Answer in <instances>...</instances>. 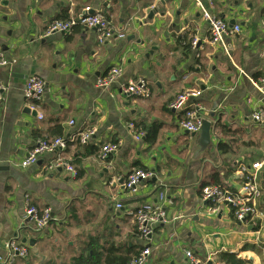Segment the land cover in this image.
<instances>
[{"label":"crops","instance_id":"obj_1","mask_svg":"<svg viewBox=\"0 0 264 264\" xmlns=\"http://www.w3.org/2000/svg\"><path fill=\"white\" fill-rule=\"evenodd\" d=\"M157 2L0 0V50L11 62L0 67L5 86L0 100V256H6L4 244L10 239L29 248L27 258L12 264L68 262L89 243L97 248L125 244L137 253L147 246L151 252L145 264H187L186 250L205 264H222L218 255L225 251L264 264V214L256 222L238 223L226 206L209 212L201 197L213 173L228 189L240 191L241 168L261 162L257 183L264 209V121L251 119L253 111L264 109V95L255 87L264 76V0L204 1L213 15L240 28L223 37L222 47L209 42L208 24L194 0H165L147 19ZM88 5L124 37L99 43L95 31L81 25L70 34H46L53 20H78ZM187 43L190 51L184 56ZM152 46L156 49L146 57ZM112 66H119L121 75L109 88L97 87V79ZM31 74L46 82L36 102L23 91ZM140 77L148 82V98L122 92V84ZM186 88L201 91L191 103H199L212 124L211 144L203 152L195 146L196 136L179 128L182 111L169 107ZM216 122L223 129L215 128ZM130 123L144 132L139 140ZM88 129L93 134L83 145L79 136ZM45 137H61L66 147L21 167L26 152ZM112 142L119 143L118 150L99 158L100 147ZM219 142L225 144L222 152ZM57 159L80 174L50 169ZM135 168L152 176L129 196L124 181ZM159 192L165 195L168 219L144 244L127 209L154 201ZM26 198L38 209L51 210L41 232L23 218Z\"/></svg>","mask_w":264,"mask_h":264},{"label":"built area","instance_id":"obj_2","mask_svg":"<svg viewBox=\"0 0 264 264\" xmlns=\"http://www.w3.org/2000/svg\"><path fill=\"white\" fill-rule=\"evenodd\" d=\"M210 3V0H194L195 5L199 8L203 19L207 22L209 27V42L213 46H223V37L229 33L239 32L238 25H229L227 21L216 17L209 11V6L204 4ZM84 14L78 20H53L46 29V34L53 32H60L70 34L76 25H81L85 28L93 29L96 33V39L99 43H103L113 37H124L123 34L118 33L111 25L107 17L98 10H94L91 6H85ZM264 25V18L261 19ZM198 40L193 38L191 40V47L193 50L197 49ZM11 62L6 58L4 53L0 50V67L7 66ZM121 75V68L119 66H112L106 74L96 81V86L100 88H109L110 85ZM257 90L264 95V76L257 78L255 82ZM5 90L4 83L0 80V100L3 97ZM46 90V82L36 74L29 75L24 83V96L28 101H39L42 99ZM122 92L127 95L148 98L151 95L148 82L145 78H136L129 80L126 84L121 86ZM201 91L194 88H186L176 95L174 100L169 104V107L174 110H181L182 114L178 121V126L181 130L191 133H199L204 116L201 112V105L197 102H192L193 99L198 98ZM251 119L254 123H262L264 121V109L257 108L251 114ZM72 123V121H71ZM132 131L133 138L139 140L143 137L144 132L137 129L132 123L129 124ZM93 134V130H85L81 132L79 141L81 144H86ZM119 143H106L100 147L98 157L106 159L111 153L116 152L119 148ZM66 147V143L61 137L40 138L37 139L34 145L26 152L25 156L20 161L21 167H27L35 164L39 157L44 153H52L62 150ZM56 167L66 168L73 177L77 176V171L74 167L64 162L62 159H57L50 169ZM261 162H254L250 168L242 167L243 185L239 190H230L228 188H220L216 185H206L201 189L202 200L209 204V212L218 213L221 207H228L232 218L235 222H256L264 214V209H260L259 203L261 197V190L257 183V174L261 169ZM152 176V173L135 168L131 170L124 181V192L126 195H136L140 187ZM242 192V193H241ZM165 195L162 192L157 193L155 200L145 202L140 205L129 207L128 214L132 217L135 232L138 238L146 244L149 237L159 224L165 223L168 219L167 211L163 205ZM117 209H121V203L115 205ZM23 218L28 223L32 224V228L36 232H41L51 220L50 208L38 209L30 203L29 198L25 200V209ZM256 224V223H255ZM258 233V231H257ZM258 240V237H256ZM5 249L7 254L5 257L0 256V264H12L16 258H27L29 255L28 246L21 244L15 239H10L5 242ZM150 248L145 247L134 255L127 264H145L150 255ZM185 257L187 264H205L192 251L186 250Z\"/></svg>","mask_w":264,"mask_h":264},{"label":"trees","instance_id":"obj_3","mask_svg":"<svg viewBox=\"0 0 264 264\" xmlns=\"http://www.w3.org/2000/svg\"><path fill=\"white\" fill-rule=\"evenodd\" d=\"M65 19V18H64ZM190 51V44L183 45V54L187 55ZM224 125L219 122L215 123V128L223 129ZM218 150L224 151L225 144L219 142L217 144ZM144 170V168H141ZM80 174V170H77V175ZM209 185H216L220 188H228L222 182L218 173H213L209 180ZM137 254V251H133L125 244L107 243L97 248L92 244L85 245L80 250L73 253L68 262H59V264H127L129 260ZM218 260L222 264H253L251 260L238 256L232 252H221L218 255ZM50 264H54L51 262Z\"/></svg>","mask_w":264,"mask_h":264},{"label":"water","instance_id":"obj_4","mask_svg":"<svg viewBox=\"0 0 264 264\" xmlns=\"http://www.w3.org/2000/svg\"><path fill=\"white\" fill-rule=\"evenodd\" d=\"M165 0H159L155 5H153L151 8H149L147 13V19L151 20L153 15L157 13L161 8L164 6ZM164 12H160V16H163ZM231 24H234V20H231ZM155 46H152L149 52L146 54V57H149L150 54L153 53L155 50ZM211 130H212V124L209 120L204 119L200 128L199 133H191V136H196L195 140V146L198 147L199 152H203L206 150L210 144H211ZM187 133V132H186ZM26 240L24 239L23 242ZM30 245H32V242H29ZM206 264H212L211 261H207Z\"/></svg>","mask_w":264,"mask_h":264}]
</instances>
